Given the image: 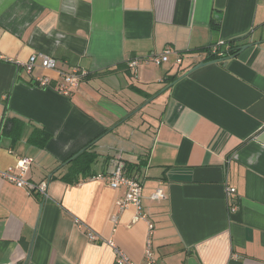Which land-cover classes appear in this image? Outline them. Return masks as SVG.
<instances>
[{
	"label": "crops",
	"instance_id": "0c3cea01",
	"mask_svg": "<svg viewBox=\"0 0 264 264\" xmlns=\"http://www.w3.org/2000/svg\"><path fill=\"white\" fill-rule=\"evenodd\" d=\"M34 54L58 70L28 73ZM73 68L88 75L65 95ZM25 157L47 195L0 176V264H117L77 219L135 264L149 238L157 264H264V0H0V170ZM118 168L152 235L119 212Z\"/></svg>",
	"mask_w": 264,
	"mask_h": 264
},
{
	"label": "built area",
	"instance_id": "2783aa9c",
	"mask_svg": "<svg viewBox=\"0 0 264 264\" xmlns=\"http://www.w3.org/2000/svg\"><path fill=\"white\" fill-rule=\"evenodd\" d=\"M224 45V43L222 44ZM174 54V51L169 47L164 50L162 54L158 55H150L146 58H144L142 61L145 63H152L157 66H161L163 64H166L170 61V57ZM38 60L41 61L42 68L46 70H58L57 61L52 58L51 56H48L46 54H34L30 57L28 62L24 64V67L26 68L28 73H32ZM139 59L134 60L131 63V68H136L139 66ZM178 64L182 63V59L179 58L177 60ZM60 78L62 80V83L59 86V91L62 92L65 95H69L71 92V89L76 88L79 86L81 80L85 78L88 75V72L85 70L79 69V68H73L70 72H64L59 71ZM41 86L47 87L50 83L49 78H41L39 79ZM32 160L30 158H22L19 161L18 166V173H13L12 170L8 171H1L0 170V176L14 184L18 188L26 189L28 191H40L44 195H47V187L46 186H34L31 182L27 181L25 179L30 166L32 165ZM100 178H102L100 176ZM108 180L110 181V186L113 189H118L120 187H124L126 189L125 195L122 199H120L117 202V207L119 212H123L128 210L129 208L133 207L137 212V218L135 220H143L146 221L149 225L150 235H152L154 230V224L150 222L148 219V216L143 212V206H142V186L137 181L136 178L127 177L123 170L121 168H118L115 172H113ZM229 193H234L235 190L231 189L228 190ZM153 199L159 200L164 198V193L162 190H158L153 196ZM117 219L115 218V222ZM77 225L84 227L87 232V236L89 240L93 243L98 242L101 240L102 243L108 245L114 252L116 256V263L117 264H135L132 262V260L121 250L113 240H105L103 239L99 234H97L93 229L86 226L83 222L80 220H76ZM117 223V222H116ZM145 258H146V264H157L155 261V255L153 252V244L152 240L149 238L146 244L145 248Z\"/></svg>",
	"mask_w": 264,
	"mask_h": 264
},
{
	"label": "water",
	"instance_id": "95a60500",
	"mask_svg": "<svg viewBox=\"0 0 264 264\" xmlns=\"http://www.w3.org/2000/svg\"><path fill=\"white\" fill-rule=\"evenodd\" d=\"M250 46H246V47H244L243 48V50H246V49H248ZM239 55V54H238ZM238 55H235L234 57H236V56H238ZM231 58H233V57H230V58H226V62L227 61H229ZM212 63H214V62H201V63H199L198 65H196L194 68H192L188 73H186V74H184L183 76H181L179 79H178V81H180V80H182V79H184V78H186L188 75H190V74H192L193 72H195V71H197V70H199V69H201V68H203V67H205V66H208V65H210V64H212ZM174 84H172V86H173ZM149 102H150V100H149ZM147 104V103H146ZM145 106H142V108H144ZM84 151L82 150L80 153H83ZM196 264V262H195V260L194 259H190L189 260V264Z\"/></svg>",
	"mask_w": 264,
	"mask_h": 264
},
{
	"label": "trees",
	"instance_id": "16d2710c",
	"mask_svg": "<svg viewBox=\"0 0 264 264\" xmlns=\"http://www.w3.org/2000/svg\"><path fill=\"white\" fill-rule=\"evenodd\" d=\"M231 44H229V46H227V47H225V50H224V54L226 55V54H232V55H234L235 53H237V51L239 50V49H237V50H235V49H233L234 47L231 45ZM213 57H216V55H214ZM46 136H44V138H45ZM86 153V152H85ZM86 154H88V153H86Z\"/></svg>",
	"mask_w": 264,
	"mask_h": 264
}]
</instances>
